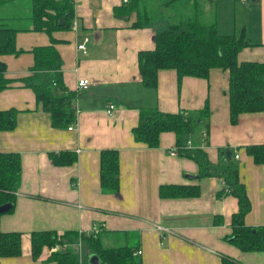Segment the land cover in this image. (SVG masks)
I'll return each instance as SVG.
<instances>
[{
	"label": "crops",
	"instance_id": "obj_1",
	"mask_svg": "<svg viewBox=\"0 0 264 264\" xmlns=\"http://www.w3.org/2000/svg\"><path fill=\"white\" fill-rule=\"evenodd\" d=\"M122 1L74 0V27L51 35L23 27L25 0L0 6V22L17 30L15 43L23 49L16 55H0L5 76L17 79L0 91V108L18 110L15 127L0 130V151L18 152L21 159L13 210L1 215L0 229L22 232L21 254L0 256V264H56L45 256L32 258L29 233H88L93 225L100 228L105 246L135 240L130 245L141 251L135 253L140 264H221L222 257L264 264V250L242 251L230 242V218L238 203L229 193L218 194L223 188L220 177H199L192 159L170 154L175 146L172 131H162L156 147L136 141L132 133L138 105L192 111L207 99L209 130L204 139L200 125L192 143L201 146L212 163L222 160L221 148L238 154L239 179L251 204L244 222L264 225V163L256 164L245 150L247 145L264 143V111L242 112L231 123L228 71L222 68H212L208 78L184 75L180 80L174 69L161 68L156 86L148 87L140 82L137 63V52L154 47L153 34L164 22L194 17L214 19L220 33L248 38L252 45L239 51L238 60L264 61V0H145L152 19L140 27L131 26L135 13L129 19L113 14ZM84 36L86 52L76 47ZM52 40L61 57L63 82L77 92L72 129L51 126L32 89L18 80L31 73L30 49ZM81 77L90 81L86 90L77 88ZM109 104L113 107L107 111ZM103 148L118 150L116 193L100 187ZM59 150H73L76 160L53 164L48 153ZM169 183L196 184L199 195L160 197L159 185Z\"/></svg>",
	"mask_w": 264,
	"mask_h": 264
},
{
	"label": "trees",
	"instance_id": "obj_2",
	"mask_svg": "<svg viewBox=\"0 0 264 264\" xmlns=\"http://www.w3.org/2000/svg\"><path fill=\"white\" fill-rule=\"evenodd\" d=\"M12 0H0V6ZM145 0H123L113 7L117 17L129 19L135 13L132 27L146 25L152 19ZM29 2V12L24 18L29 20L25 29L43 30L49 35L53 31L72 28L74 16L73 0H25ZM24 3V4H25ZM16 29L0 22V55L19 54L23 51L15 43ZM52 39V38H51ZM154 47L137 52L140 82L155 87L158 71L172 68L177 78L184 75L208 78L212 68L228 71L229 119L235 123L240 113L264 111V61L238 60L239 51L252 45L243 35L224 34L217 30L216 21L188 18L183 22L169 24L153 34ZM30 51L33 63L30 74L19 78L25 87L32 89L36 103L49 115L53 127H68L76 120L74 98L77 92L70 90L63 82L60 70L61 57L53 40L46 45H35ZM6 65L0 61V91L9 87L14 80L5 76ZM138 107V118L132 133L136 141L149 147L159 144L162 131H172L174 145L178 155L192 159L198 166L199 177L218 176L223 181L218 194L229 193L237 198L238 208L231 214L228 234L232 244L242 251L264 250V225L251 226L244 222L250 210V200L245 184L239 179V166L228 149H219L222 160L212 163L201 146L192 143V135L201 125L203 135L209 130L210 106L205 99L202 108L192 111H161L154 107ZM18 110L14 107L0 108V130H11L16 125ZM206 135L204 136V139ZM191 140V144L187 143ZM227 150V152H225ZM256 164L264 163V143L250 144L245 147ZM48 156L55 165L70 164L76 160L73 150L50 151ZM21 173V159L18 152L0 151V205L10 202L12 205L2 214L10 213L15 203ZM119 155L114 148L99 151V181L103 192L116 193L119 187ZM200 192L198 185L160 184V197H195ZM101 230L97 233H79L77 231L56 232L34 230L29 233L30 254L32 258L45 256L56 264H90L89 254H96L99 264H140L134 254L135 245L105 246L101 240ZM22 232L0 229V256H18L22 252ZM80 237L83 256L78 260L75 249H58L49 254L45 248L59 243L62 239L73 242ZM221 264H242L239 261L222 257Z\"/></svg>",
	"mask_w": 264,
	"mask_h": 264
},
{
	"label": "built area",
	"instance_id": "obj_3",
	"mask_svg": "<svg viewBox=\"0 0 264 264\" xmlns=\"http://www.w3.org/2000/svg\"><path fill=\"white\" fill-rule=\"evenodd\" d=\"M125 1V0H124ZM240 1H246V0H240ZM74 2V0H73ZM72 27H74V22H73V25ZM88 40V37L87 36H84L82 38V40L80 42L77 43L76 47L78 50H81L83 52H86V41ZM89 79L88 78H84V77H81L77 80V88L78 89H81V90H86L89 86ZM113 107V104H109L108 106V109L107 111H110ZM75 124V121L72 122L71 124L68 125V129H72V127L74 126ZM190 141H188L187 143L189 144ZM170 154H178V151H177V147L174 146L173 148H171L169 151H168ZM234 157L237 158L238 157V154L235 153L234 154ZM159 228L161 229H165V230H168L167 228L165 227H162V226H159ZM100 230V228H98L96 225H93L90 229H89V232L88 233H97L98 231ZM80 246H81V239L80 237H78V239L76 240V242H72V244H69V243H56L55 245H51V246H48L45 248V253L49 254L51 252H54L58 249H64V250H68L69 248L71 249H75L74 251L76 252V255L78 256V260L80 261V256H79V252H80ZM141 251L140 250H137L135 253H140ZM134 253V254H135Z\"/></svg>",
	"mask_w": 264,
	"mask_h": 264
},
{
	"label": "rangeland",
	"instance_id": "obj_4",
	"mask_svg": "<svg viewBox=\"0 0 264 264\" xmlns=\"http://www.w3.org/2000/svg\"><path fill=\"white\" fill-rule=\"evenodd\" d=\"M27 1V0H26ZM29 7H30V4H29V2H26L25 3V11H27V12H29ZM209 18H211V16L210 17H208V18H205V19H207V20H209ZM29 20H27V19H25V18H23V24H24V28H26L27 26H28V24H29V22H28ZM169 22H173L172 20H170ZM167 23V22H164V24L162 25V29H164V28H166L169 24H171V23ZM134 241L135 240H132V242H130V244H132V243H134ZM59 243H61V244H63V243H69V244H72V241L71 242H69V241H67L66 239H62ZM103 244L104 245H106L105 244V242H103ZM83 253H84V251H83V245H82V241H81V246H80V252H79V256H80V260H81V258H82V256H83ZM77 256V255H76Z\"/></svg>",
	"mask_w": 264,
	"mask_h": 264
},
{
	"label": "water",
	"instance_id": "obj_5",
	"mask_svg": "<svg viewBox=\"0 0 264 264\" xmlns=\"http://www.w3.org/2000/svg\"><path fill=\"white\" fill-rule=\"evenodd\" d=\"M11 205H12V203H10V202H5V203L1 204L0 205V212H4V211L8 210ZM88 262L90 264H99V259H98L96 254H89Z\"/></svg>",
	"mask_w": 264,
	"mask_h": 264
}]
</instances>
